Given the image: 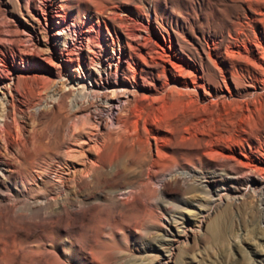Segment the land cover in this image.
Instances as JSON below:
<instances>
[{
	"label": "rangeland",
	"instance_id": "obj_1",
	"mask_svg": "<svg viewBox=\"0 0 264 264\" xmlns=\"http://www.w3.org/2000/svg\"><path fill=\"white\" fill-rule=\"evenodd\" d=\"M91 70L127 83L109 88L91 103V112L73 119L82 127L87 122L89 131L77 124L79 134L72 120H59L51 144L46 131L68 107L69 86L75 84L73 94L81 98L84 85L78 80ZM53 93L70 97L37 119L33 112L51 102ZM108 101L119 106L110 111ZM4 108L25 116V133L10 149L0 136L2 168L29 189L23 192L10 180L11 189L0 191L2 217L37 215L41 208L31 206L33 197L49 201L61 181L73 195L93 193L95 202L118 182L124 187L120 197L134 204L127 214L136 209L140 217L138 223H116L112 218L117 213L119 218L122 207L107 202L91 210L85 201L86 215L67 219L83 223L70 233L59 209L45 204L38 212L51 228L35 231L27 218L26 237L6 230L0 236V264H18L15 250L24 245L33 259L39 244L50 264H130L132 258L151 264L165 252L161 237L168 232L167 219L181 225V217L200 222L189 239L176 244L171 264H264V0H0V118ZM95 109L103 110L101 120ZM89 119L97 123L93 129ZM68 124L77 143L71 142L72 148L79 152L61 148ZM84 139L90 145L84 147ZM95 143L100 149L107 144L95 153ZM130 148L135 151L123 155ZM89 157L119 158L104 170L108 182L102 189L94 184L99 174ZM147 158L155 163L151 176L141 175ZM116 167L125 172L117 180ZM171 170L174 174L160 181ZM184 170L188 174L180 175ZM216 172L226 174L225 188H202ZM80 179L89 185L76 186ZM129 189L137 190L135 196ZM216 223L219 234L212 231ZM59 229L60 239L54 237ZM90 245L93 254L85 255L82 248ZM65 248L72 250L73 261L64 256Z\"/></svg>",
	"mask_w": 264,
	"mask_h": 264
},
{
	"label": "bare ground",
	"instance_id": "obj_2",
	"mask_svg": "<svg viewBox=\"0 0 264 264\" xmlns=\"http://www.w3.org/2000/svg\"><path fill=\"white\" fill-rule=\"evenodd\" d=\"M98 1V0H97ZM102 1V0H101ZM100 2V1H99ZM120 64V63H119ZM119 64H117V66H116V75H118V72H119V70H120V65ZM110 74L109 75H111L112 74V71L110 70V72H109ZM108 75V74H107ZM86 76V78L84 77L83 79H80V80H78V82L79 83H82L83 85H84V89H82V90H80L79 91V89H78V91H79V94H78V96L80 95L81 96V98H77V95H74L73 93L76 91L73 87H74V85L75 84H71L70 86H69V91H70V95H72L71 96V98L68 100V107L67 108H65L64 110H65V112H64V114H61V115H59V117H57V118H54V121L53 122H51L50 123V125H48V128H47V131H46V136H47V138L49 139V142H51V144H52V141H53V137H54V135H53V130H54V128H55V126L56 125H58L59 124V120L61 121H65L66 120V122L67 121H70V120H72V125H73V129H76L77 130V124H78V122L76 123V119L73 121V119L76 117H78L77 115H78V113L79 112H82V111H88V112H91V107H93L92 105H91V103H93V101L94 100H99V99H101V98H103V96H106V95H108L105 91L106 90H108L109 88H116V89H120L122 86H125L126 85V81L125 80H121L120 78H118V76H116V79H113L112 77H110V76H103L102 74H101V72L100 73H98V71H93V70H91V72H89L87 75H85ZM97 77H99L100 78V81H98L97 80ZM94 80L96 81V82H94ZM65 85V84H64ZM134 87V86H133ZM127 90H129V89H127ZM104 91V92H103ZM135 93L138 91V89H137V86H135V89L133 90ZM77 92V91H76ZM76 94V93H75ZM70 95H67V96H65L64 94H55V93H53L52 95H51V102H48L46 105H44V106H41V107H39L35 112H33V115L37 118V119H40L41 117H43V116H49L50 114H51V111H52V109H51V111H50V107L51 108H53L54 106H55V104L57 103V104H61V102L62 101H66V99L68 98V97H70ZM134 96H135V94H134ZM103 100V99H102ZM104 102V101H103ZM127 102V101H126ZM66 103V102H65ZM63 104V103H62ZM61 104V105H62ZM97 104V103H96ZM99 104V103H98ZM63 106V105H62ZM96 106V105H95ZM117 106H119V104H116V103H114V102H109L108 101V109L110 110V111H113ZM126 106H128V105H126ZM125 107V106H124ZM55 108V107H54ZM122 109V108H121ZM61 110V109H60ZM16 111V110H15ZM57 111V110H56ZM102 112H103V110H101ZM102 112H99L97 109H95L94 110V114L96 115V117L98 118V119H102V115H101V113ZM85 115V114H84ZM104 115V114H103ZM111 115V114H110ZM87 116H89V114L88 115H86V117ZM24 117L25 116H20L17 112H12L11 110H9V109H2V114H1V118H0V136H1V138H2V141H4V144H5V147L6 148H8V149H10V145H11V143H12V141H13V139H15V138H17V139H19V138H21L23 135H24V133H25V126L21 123V119H24ZM35 118V119H36ZM48 118V117H47ZM80 118V117H79ZM96 119V118H95ZM79 120V119H78ZM85 120H87V119H85ZM104 120V119H103ZM89 122H90V119L88 120ZM92 121V120H91ZM99 121V120H98ZM65 122V123H66ZM71 122V121H70ZM74 122V123H73ZM92 122H94V121H92ZM103 122V121H102ZM81 123V122H80ZM87 123V122H86ZM85 123V124H86ZM62 124H63V122H62ZM85 124H83V126H85L86 127V125ZM90 124H91V127H92V129H93V127H95V124H97L96 122H95V124H94V126L92 125V123L90 122ZM79 126H78V128L79 127H81L82 128V130L84 131V129H86L87 130V128H85V127H82V125L81 124H78ZM81 125V126H80ZM113 125H115L114 123H113ZM121 125V124H120ZM119 125V126H120ZM61 126V125H60ZM59 126V127H60ZM63 127H64V125H63ZM122 127H123V129H124V131L126 130V127H124L123 125H122ZM84 128V129H83ZM97 128V127H96ZM99 128V127H98ZM121 128V127H120ZM57 129V128H56ZM64 129V128H63ZM70 129H72V126H70V124H68V126H66V128H65V130H64V132L61 134L62 135V139H59V141H61L62 140V142H60L61 144H62V147L61 148H63V147H66V149H68V148H72V146L74 145V144H77V143H74L72 140H76L75 138L73 139V136H72V133L74 132V130L72 131V133L70 132ZM95 129V128H94ZM85 130V131H86ZM78 131V133L79 134H81L80 133V129L79 130H77ZM87 131H89V130H87ZM87 131H86V133H87ZM114 131V130H113ZM128 131V130H127ZM82 132V131H81ZM75 133H76V131H75ZM85 132H83V134H84ZM89 133V132H88ZM88 133H87V135H88ZM90 133H91V131H90ZM90 133H89V135H90ZM92 133H93V130H92ZM91 133V134H92ZM94 133H96V132H94ZM93 133V134H94ZM111 133V132H110ZM124 133V132H123ZM55 134V133H54ZM59 134V133H58ZM71 134V135H70ZM78 134V135H79ZM82 134V135H83ZM97 134V133H96ZM99 134V133H98ZM60 135V134H59ZM75 135V134H74ZM88 135V136H89ZM124 135V134H123ZM56 136H57V134H56ZM55 136V137H56ZM72 136V137H71ZM126 136V135H125ZM75 137V136H74ZM79 137H80V135H79ZM57 138V137H56ZM85 138V137H84ZM92 138V137H91ZM97 138V137H96ZM90 139V138H89ZM92 139H95V138H92ZM56 140V139H55ZM97 140H98V138H97ZM107 140V139H106ZM100 141V140H99ZM102 141V140H101ZM71 142L72 143H74L73 145L71 144ZM82 142V141H81ZM90 141H87L86 139H84L83 140V144H84V147H86V146H88V145H90V143H89ZM105 143V142H104ZM50 144V143H49ZM54 144V143H53ZM59 144V143H58ZM60 144V145H61ZM79 144V143H78ZM96 144V143H95ZM107 144V143H106ZM105 144V145H106ZM59 145V146H60ZM80 145H82L81 143H80ZM101 145H102V143H101ZM104 145V144H103ZM105 145L103 146V147H105ZM135 145V144H134ZM146 145V144H145ZM58 146V145H57ZM58 146V147H59ZM147 146H149V143L147 144ZM80 147H82V146H80ZM94 147V148H93ZM93 147H92V149L95 151V153H96V151L97 150H101L103 147H101V149H100V145H93ZM141 147V146H140ZM144 147V146H143ZM138 148H139V146H138ZM51 149H53V147L51 146ZM78 149V148H77ZM85 149V148H84ZM91 149V148H90ZM145 149H146V146H145ZM149 149L151 150L152 148H151V143H150V147H149ZM55 150V149H54ZM54 150H53V152H54ZM58 150V149H57ZM56 150V151H57ZM61 150V149H60ZM72 150L75 152V151H77L76 150V148L74 149V148H72ZM88 150V149H87ZM104 150H106L105 148L103 149V151ZM140 150H142V149H140ZM144 150V149H143ZM55 151V152H56ZM83 151V150H82ZM102 151V150H101ZM135 151V149H133V148H130V149H125L124 150V153H123V155H125V156H129L130 154H132V152H134ZM152 151V150H151ZM59 152H61V151H57V154L59 153ZM63 152V151H62ZM69 152H71V150L69 151ZM73 152V153H74ZM77 152H79V150L77 151ZM76 152V153H77ZM80 152H81V150H80ZM93 152V151H92ZM98 152V151H97ZM144 152V151H143ZM143 152L141 153V154H143ZM153 152V151H152ZM68 153V152H67ZM76 153H74V154H76ZM86 152H83L82 154H85ZM102 153V152H101ZM105 153V152H104ZM147 153H148V151H147ZM65 155H66V153H64ZM63 154V155H64ZM69 155H68V157L70 156V153H68ZM78 154V153H77ZM80 154V153H79ZM87 154V153H86ZM85 154V155H86ZM107 154V153H106ZM145 154V153H144ZM98 155H100V153H98ZM136 155V154H135ZM80 156H81V154H80ZM104 156V155H103ZM140 156H142V155H140ZM146 156V155H145ZM66 157V156H65ZM73 156L71 155V158H72ZM78 157V155L76 156V158ZM85 157V156H84ZM137 157H138V155H137ZM136 157V158H137ZM73 158H75V155H74V157ZM72 158V159H73ZM75 158V159H76ZM68 159V158H67ZM148 159V158H147ZM85 160V159H84ZM83 160V161H84ZM119 160V158H114V159H112V160H110V159H108V158H103L102 159V157L100 158V157H97V158H91V157H89V162H90V167H91V169H93L94 171H95V173L97 172L99 175L97 176V178H96V181H95V183L94 184H96V186L98 187V188H101L102 189V187L104 186V185H106V183L108 182V180L103 176L104 175V170H107L106 168H110V170H111V168H112V166L117 162ZM139 160V159H138ZM153 160V159H152ZM152 160H150V159H148L147 160V163H146V169L144 170H141V173H142V171H145V172H143V174H141V175H146V176H151V175H153V168L155 167V163L152 161ZM82 161V162H83ZM86 161V160H85ZM84 161V162H85ZM144 161V160H143ZM136 162V161H135ZM140 162H141V160H140ZM69 163V162H68ZM130 163V162H129ZM144 163V162H143ZM83 164H88V163H83ZM67 165V164H66ZM76 165V164H75ZM75 165H73V164H71V166H72V168H75ZM117 165V164H116ZM143 165V164H142ZM2 166H3V161L2 160H0V191L2 192V191H4L5 192V190H10L11 189V183H10V180H12V182H14V184H16L17 186H20L21 187V189H22V191L23 192H27V190L29 189V186L26 184V183H22V184H18L17 183V180H15V179H13V177H12V175L10 174V173H8L6 170H4L3 168H2ZM70 166V167H71ZM62 167V166H61ZM115 167V166H114ZM62 168H64V167H62ZM68 168V167H67ZM71 168V169H72ZM86 168H87V165H86ZM119 168V167H118ZM117 167L116 168H114L113 169V176H114V178H115V180H117V178L119 177V176H121V175H124L125 174V172H123V171H121L120 170V168L118 169ZM143 168V167H142ZM78 169V168H77ZM85 169V168H84ZM126 169V168H125ZM83 170V169H82ZM90 170V169H89ZM127 170V169H126ZM9 171V170H8ZM59 171V170H58ZM61 171V170H60ZM75 171V170H74ZM78 171V170H77ZM92 171V170H91ZM172 172L169 174V173H163L160 177H159V179H160V181H166V180H168L169 178V176L170 175H172V174H174V172L173 171H175V170H171ZM63 172V171H62ZM68 172V171H67ZM72 172V171H71ZM71 172H68L69 174L71 173ZM79 172V171H78ZM82 172V171H81ZM83 172H85V171H83ZM90 172V171H89ZM112 172V171H111ZM127 172V171H126ZM155 172V171H154ZM178 172V171H177ZM74 173H76V171L74 172ZM57 174V173H56ZM80 174V173H79ZM84 174V173H83ZM86 174H87V172H86ZM89 174V173H88ZM87 174V175H88ZM90 174H92V173H90ZM180 175H182V174H188L187 172H185V170H184V172H180L179 173ZM76 175V174H75ZM85 175V174H84ZM56 176V175H55ZM95 176V174H94V172H93V177ZM112 176V177H113ZM186 176V175H185ZM184 176V177H185ZM37 177V176H36ZM57 178H59V177H57ZM68 178V177H67ZM81 178V177H80ZM87 178H89V177H87ZM108 178V177H107ZM141 178H143V177H141ZM149 178V177H148ZM183 178V177H182ZM38 179V178H37ZM62 180H63V178H61ZM60 179V180H61ZM74 179V178H73ZM76 179V178H75ZM93 179V178H92ZM59 180V179H58ZM59 180V181H60ZM79 180V179H78ZM81 181H78L77 182V185L76 186H79V187H82V186H88L89 185V183H88V180H86V179H80ZM226 180H227V176H226V174H224V173H222V172H216V173H212V175L209 177V180L207 181L208 183L206 184V185H204L203 183H201L202 184V188H206V189H212V190H214V191H218V190H222L223 189V187H224V184H225V182H226ZM64 181H66V180H64ZM76 181V180H75ZM62 182V181H61ZM61 182H60V184H58L57 185V195L55 196V197H52L49 201H48V199H47V201H45V196H43V195H37V196H35V197H33V201H32V207L34 208V207H38V208H41V211L40 210H38V211H40V212H43L44 211V209L43 208H45L46 209V207H42V206H44L45 204H49L50 206H51V208L52 207H55V208H58L59 209V211H57V213L60 215L59 217L61 218V220H63V222L64 221H67V223H66V225H65V223H64V225H65V227H66V229H68L67 231L68 232H70V233H74V231L76 230V228L79 226V225H83V223H71V222H68V217L70 216V215H72V216H74V217H82L85 213H86V207L84 206L85 205V201H88V206L89 207H91V210L92 209H94V208H96V207H101L102 205H105V203H110V204H112L113 206H120V207H122V209H123V211H121L119 214H120V216H119V218H118V213L112 218V221H114V222H116V223H128V222H131V223H138V218L140 217V213L136 210V209H132V211H130V213H128L127 214V212L128 211H126L131 205H133L134 206V204L133 203H130V201H129V199L128 200H126V198H122V197H120V195H119V192H118V190H122L124 187L122 186V185H120L118 182H116L115 184H114V186H113V188H116V190L115 189H113V191H110V193L108 194V195H106L104 198H101V199H99L100 201H97V202H95V201H92V198H93V196H94V194L93 193H91V195H89V194H87V195H84V196H82V197H79L78 196V194H74L73 195V193L67 188V186L66 185H64V184H61ZM183 183H185V182H187V181H185V180H183L182 181ZM63 183H65V182H63ZM76 183V182H75ZM132 183V182H131ZM66 184V183H65ZM93 184V183H92ZM75 188V187H74ZM225 188V187H224ZM128 189V188H127ZM132 189V188H131ZM131 189H129L130 191H132ZM55 190V189H54ZM126 190V189H125ZM128 190V191H129ZM136 190V189H135ZM134 189H133V191H135ZM101 191V190H100ZM129 191V192H130ZM133 191H132V193H129L130 195L131 194H133ZM137 191V190H136ZM138 191H139V189H138ZM122 191H120V193H121ZM136 193H138V192H136ZM164 193L165 194H168V192L165 190L164 191ZM128 194V193H127ZM139 194H141V192L139 191V193H138V195ZM126 195V194H125ZM134 195V194H133ZM128 196V195H127ZM135 196V195H134ZM142 196V195H141ZM123 197H125V196H123ZM130 197V196H129ZM140 197V196H139ZM128 198V197H127ZM90 199H91V201H90ZM133 199V198H132ZM132 199H130V200H132ZM137 199V198H136ZM44 201H45V203H44ZM131 202H133V201H131ZM26 204H28L29 206H30V204L29 203H26ZM101 205V206H100ZM46 206V205H45ZM49 206V207H50ZM23 207H24V205H23ZM25 207H26V205H25ZM37 208V209H38ZM55 208H54V210H55ZM26 209V208H25ZM43 209V210H42ZM53 209V208H52ZM51 209V210H52ZM21 210V209H20ZM28 210H29V207H28ZM28 210H27V213H29L28 212ZM35 210V209H34ZM47 210H48V207H47ZM57 210V209H56ZM97 210V209H96ZM37 211V215H36V211L35 212H31L34 216H31V217H26V216H24L23 214H25L26 212L24 211V213L22 214V216L21 217H16L15 219H12V217L10 216L11 215V212L9 213L8 211H7V213H9L10 215H8L6 218L5 217H2V215H0L1 217H0V236H3V233H5L6 232V230L8 231V229H10V233H12L13 234V236L14 237H16V235L18 236V235H20V238H23V237H26L25 236V234L22 232V229L23 228H25L24 226L26 225V224H28L29 223V220H27V218H29L30 220H33V222H34V229H35V231H46L47 229H49V228H51V227H49L50 225H49V223H48V225H47V223L45 222V220H44V218H46V217H43L42 216V214L41 215H39L40 213ZM49 211V210H48ZM23 212V211H22ZM46 212V211H45ZM170 212V211H169ZM21 213V212H20ZM19 213V214H20ZM49 213V212H48ZM50 213H51V211H50ZM88 213V212H87ZM91 213V212H90ZM122 213H123V215H122ZM126 213V214H125ZM44 214V213H43ZM52 214V213H51ZM57 214V215H58ZM125 214V215H124ZM31 215V214H30ZM46 215H47V213H46ZM53 215V214H52ZM86 215V214H85ZM174 215V214H173ZM17 216H19V215H17ZM52 218H53V216H51ZM90 217H92V216H90ZM172 217V216H171ZM49 218V217H48ZM176 219V218H175ZM175 219H171L170 220V218L169 219H167V221H168V224H169V228H168V232H164L163 234H162V239H161V245L162 246H165L166 247V249H165V252L164 253H162V258L161 259H158V261L156 260V261H153L151 264H171L172 262H174L175 261V259H174V250H176L175 249V247H176V244L178 243V242H180L182 239H189L190 238V236H191V230H194L197 226H199L198 224H199V222L200 221H198V220H195V221H193V224H191V223H188L186 220H185V218L184 217H181V219H182V222H181V225H179V223H178V225H175V222H178V221H176ZM178 219V218H177ZM49 220V219H48ZM51 220V219H50ZM107 220H111V218L109 219V218H107ZM6 221H8V223L7 224H5L6 223ZM28 222V223H27ZM55 222V221H54ZM8 224H10L9 226H8ZM33 225V224H32ZM173 225L176 227H174L173 228ZM184 225V226H183ZM180 227H182V228H180ZM78 229V228H77ZM197 229V228H196ZM199 229H201V228H199ZM25 230V229H24ZM54 231V230H53ZM59 231H60V233L57 235V232H56V236H54V237H56V238H59L60 239V235H61V230L59 229ZM212 231L214 232V233H216V234H219L220 232H221V224H219V223H216L213 227H212ZM41 233V232H40ZM6 234V233H5ZM27 234V233H26ZM39 234V233H38ZM53 233L51 232V235H52ZM54 235V234H53ZM18 238V237H17ZM28 238V237H27ZM26 240V239H25ZM42 240H43V238H42ZM28 241V240H27ZM67 241V240H66ZM16 242H18V240L16 241ZM183 242V241H182ZM22 244V243H21ZM64 244H66V245H70V246H72V243L70 242V241H67V242H65ZM24 244H22V246H23ZM103 245H105V244H103ZM103 245H101V246H103ZM18 246V245H17ZM25 246V245H24ZM24 246L23 247H18L17 248V250H15V253H16V256H17V260H18V264H33V263H35V264H50V263H48V262H46V260H48V257H47V259H46V251L45 250H43L44 248H43V246L41 245V244H39V245H37L36 246V250H35V257L33 258V259H31L30 258V256H29V253H27L25 250H24ZM51 247H53L54 248V245H51ZM104 247V246H103ZM93 246L92 245H90V246H88V247H83L82 248V251L85 253V255H92L93 253H92V250H93ZM26 249V248H25ZM45 251V252H44ZM13 253H14V250H13ZM14 253V254H15ZM52 255H53V253H52ZM55 256H56V254H55ZM64 256L67 258V260L68 261H73V254H72V250L71 249H68V250H66V248L64 249ZM1 257V256H0ZM56 257H58V256H56ZM119 257V256H118ZM16 258V257H15ZM61 259V258H60ZM129 259V258H128ZM49 261H52V260H49ZM33 262V263H32ZM61 260H58V261H56L55 263H53V264H61ZM139 260L137 259V258H132V259H130L129 260V263L130 264H144L143 263V261H141V262H139ZM16 263V262H15ZM17 264V263H16Z\"/></svg>",
	"mask_w": 264,
	"mask_h": 264
}]
</instances>
